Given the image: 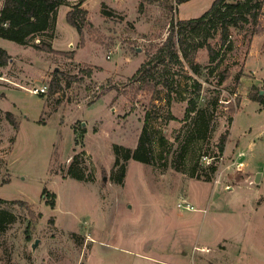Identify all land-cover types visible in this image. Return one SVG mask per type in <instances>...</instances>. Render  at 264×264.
I'll return each mask as SVG.
<instances>
[{
	"label": "rangeland",
	"instance_id": "374dc122",
	"mask_svg": "<svg viewBox=\"0 0 264 264\" xmlns=\"http://www.w3.org/2000/svg\"><path fill=\"white\" fill-rule=\"evenodd\" d=\"M213 1L67 0L52 31L25 45L0 37L11 56L0 67V198L7 200L0 208L14 213L0 228V264H223L213 253L223 255L215 245L221 240L224 246L222 235L237 220L230 208L264 195L263 185L240 188L236 196L214 185L220 173L222 182H249L248 174L233 179L242 162L251 177L264 172V104L251 99L264 97V7L257 25L231 28L230 50L219 33L210 40L220 52L215 61L206 47L191 52V59L181 51L178 57L158 58L172 24L201 16ZM79 2L90 22L82 33L66 17ZM105 8L112 15H104ZM41 40L53 50L37 47ZM192 61L200 71H193ZM147 62L151 73L173 77L178 91L168 94L156 79V87L134 79ZM226 68L231 76L219 85ZM196 80L200 106L218 99L209 105L211 130L204 141L183 120L188 97L197 93ZM42 86L46 92H33ZM230 104L234 120L214 180L175 169L189 168L191 158L206 150L216 151L229 127ZM6 111L14 114L18 128ZM147 112L152 134L169 139L163 151L169 152V165L164 168L166 159L158 156L154 164L130 159L124 182L117 183L113 144L135 149ZM171 114L176 118L166 119ZM188 136L192 141L185 144ZM181 153L188 154L186 161ZM74 159L83 180L68 175ZM237 160L242 162L233 164ZM44 188L56 194L55 207L47 203ZM184 199L195 209L179 208ZM249 218L244 234L256 248L246 243L232 264H264V208Z\"/></svg>",
	"mask_w": 264,
	"mask_h": 264
},
{
	"label": "trees",
	"instance_id": "16d2710c",
	"mask_svg": "<svg viewBox=\"0 0 264 264\" xmlns=\"http://www.w3.org/2000/svg\"><path fill=\"white\" fill-rule=\"evenodd\" d=\"M189 0H176V3H184ZM67 3V0H4L2 8L0 9V37L11 40L20 45L29 43L34 37L44 35L48 31H52L55 28L58 9L61 5ZM264 7V0H214L212 5L206 12L199 17H192L186 19H179L176 23L172 24V29L168 37L166 38L163 47L161 48V57L167 55L178 57V51H181L186 58L191 59V52H195L199 47H206L211 61H215L220 52L217 47L210 41L216 34L219 33L225 50H230L233 46L231 40V28L239 29L243 24L252 22L254 25L259 23L260 16ZM87 9L82 7V3L73 5L72 9L67 12V21L74 26L78 32L82 33L83 28L86 24H89L87 20ZM112 9H106L103 11L104 15H112ZM53 36V34H50ZM42 47L48 51H52V45L50 43L43 42L41 40ZM178 47L172 51V47ZM9 52L2 46H0V67L7 65L10 59ZM152 58L149 61H151ZM147 62V63H148ZM144 63L139 69L137 74L134 75V79L141 80L145 79L147 86L156 85L154 83H161L164 85L168 94L173 91L177 92V86L173 77L166 76L160 71L151 73L150 63ZM147 64V67H146ZM193 71H200V65L192 61ZM88 75L92 74L91 68L83 70ZM159 73V78L155 77V74ZM56 75L59 74L56 72ZM164 76V77H163ZM231 76L229 68L223 70L218 79V84L222 85ZM241 74L237 75V81L239 82ZM153 79L156 82L152 83ZM58 79L54 78L51 85L55 86ZM195 92L201 90V82L196 80L194 82ZM195 93L188 97V106L185 111V117L183 120H189L190 132L196 134L198 141L206 140L211 130V118L212 112H210L209 105H217L218 99L210 102L207 106H200L198 98L200 94ZM253 100H259L264 104V97L260 96L258 99L254 96L251 97ZM171 101V99H169ZM229 116L227 118L229 127L222 133L216 143V151L210 152L209 150L204 151L199 155V158L192 157L193 164L189 168H184L179 165H173L178 171L187 173L190 177L196 178L203 181L214 180L219 170V159L225 152V148L229 139L230 129L234 120L233 111L235 110L234 105L229 106ZM6 116L9 121L18 128V123L11 111H6ZM150 112H147L145 123L142 127V131L138 140V144L135 149L126 147L122 144H113V153L115 155V166L118 167L119 173L115 177L117 183L122 184L127 171L128 161L130 159L140 161L145 164H154L155 159L159 158L166 159L164 168L169 165V152L166 154L165 151L169 144V139L165 134L155 137L152 134V129H149ZM176 117L166 116V119H175ZM85 130V129H84ZM193 137V136H192ZM191 136L186 138V143H191ZM157 150V151H156ZM187 153V152H186ZM182 154V153H181ZM183 160L186 161L188 154H182ZM203 156L211 158L206 162L201 159ZM176 159V158H175ZM178 160V159H177ZM75 159L72 162L68 175L76 179L83 180L85 176L82 172L75 168ZM43 195H49L47 203L51 207H55L56 194L49 192L47 188H44ZM6 199L0 198V202H6ZM28 205V202H25ZM14 213L8 209L0 208V228L7 222H11L14 218Z\"/></svg>",
	"mask_w": 264,
	"mask_h": 264
},
{
	"label": "crops",
	"instance_id": "0c3cea01",
	"mask_svg": "<svg viewBox=\"0 0 264 264\" xmlns=\"http://www.w3.org/2000/svg\"><path fill=\"white\" fill-rule=\"evenodd\" d=\"M237 162L239 163L242 161L237 160L233 164H237ZM240 164L242 167H244V169L242 171L241 166L236 168L237 173L234 175L233 179L239 180L240 177H244L245 174H248L246 179H249V182H222L223 176L225 174L220 173L219 177L214 183V185L216 186L215 188H218V190H220L221 187L224 186L225 190L231 192L233 195L236 196L240 188L256 189V188H260L262 185L264 186V172L263 171L261 172L260 181L255 182L254 179H255L256 172H253V176L251 177V174L247 173L245 170L244 162ZM230 168H232V166ZM234 198H239V197H234ZM243 201L244 200H241L240 202H238L240 203V205L238 206L239 213H238V210L234 208V205H236L237 203L232 205V208H230L229 214L231 216H234L233 218L234 220L235 219L237 220L236 222H234V226L231 228V230L229 231L227 230L222 235L223 236L222 239H224V246L221 243L222 242L221 240L219 241L220 243H217L218 245H215L217 247L218 246L220 247L221 245V248H219V251L221 250L223 251V255H222L223 257L221 256V254L217 253L216 251L213 254L220 256L222 259H220L219 261L222 262L223 264H232L231 262L234 261L239 256V252H241L240 250L242 249V246H244L246 243H249L251 247L256 248L255 242H253V240L247 241V238L244 234V224H247L248 222H250L249 216L251 212L261 213V210L264 208V195L261 193H258V195H254L250 197V200H248L247 202L246 201L243 202ZM249 203H250V206H249ZM136 260H137L136 261L137 263L140 261L139 259H136ZM145 264H151V263L145 262Z\"/></svg>",
	"mask_w": 264,
	"mask_h": 264
},
{
	"label": "built area",
	"instance_id": "2783aa9c",
	"mask_svg": "<svg viewBox=\"0 0 264 264\" xmlns=\"http://www.w3.org/2000/svg\"><path fill=\"white\" fill-rule=\"evenodd\" d=\"M46 89H47L46 86H42L40 88H36L35 90H33V92H36V93L46 92ZM177 205L179 208L195 209L194 205L187 199L182 200V202H179ZM196 248L199 251H209L210 250L208 247H202V248L196 247ZM192 264H194V263H192Z\"/></svg>",
	"mask_w": 264,
	"mask_h": 264
},
{
	"label": "water",
	"instance_id": "95a60500",
	"mask_svg": "<svg viewBox=\"0 0 264 264\" xmlns=\"http://www.w3.org/2000/svg\"><path fill=\"white\" fill-rule=\"evenodd\" d=\"M260 178H261V172H258L257 175H256V179H255L256 182H259L260 181Z\"/></svg>",
	"mask_w": 264,
	"mask_h": 264
}]
</instances>
